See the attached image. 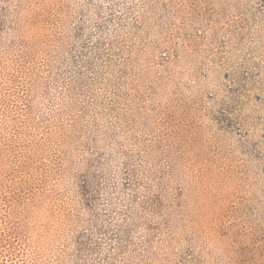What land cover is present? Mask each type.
<instances>
[{
	"label": "rangeland",
	"instance_id": "rangeland-1",
	"mask_svg": "<svg viewBox=\"0 0 264 264\" xmlns=\"http://www.w3.org/2000/svg\"><path fill=\"white\" fill-rule=\"evenodd\" d=\"M0 25V264H264V0H0Z\"/></svg>",
	"mask_w": 264,
	"mask_h": 264
},
{
	"label": "trees",
	"instance_id": "trees-1",
	"mask_svg": "<svg viewBox=\"0 0 264 264\" xmlns=\"http://www.w3.org/2000/svg\"><path fill=\"white\" fill-rule=\"evenodd\" d=\"M1 28V25H0ZM94 163L88 162L87 171L84 175H80L77 181V192L80 197V201L82 205L88 211L94 212L96 203L98 202L100 196V175L99 173L93 168ZM76 245L78 247V251L80 254L88 250L98 251V245H92L91 240L84 237H77ZM90 242H89V241Z\"/></svg>",
	"mask_w": 264,
	"mask_h": 264
}]
</instances>
